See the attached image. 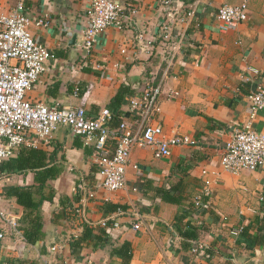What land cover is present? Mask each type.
Returning <instances> with one entry per match:
<instances>
[{
  "label": "crops",
  "instance_id": "0c3cea01",
  "mask_svg": "<svg viewBox=\"0 0 264 264\" xmlns=\"http://www.w3.org/2000/svg\"><path fill=\"white\" fill-rule=\"evenodd\" d=\"M90 1L24 0L31 36L52 54L38 82L28 90L29 102L73 106L83 101L86 115L94 117L100 110H108L107 104L122 88L124 100L108 128L114 129L122 121L133 129L135 117L129 102L146 86L160 81L159 113L152 123L161 126L164 136H186L195 145L173 147L163 159H154L149 147H132L125 188L113 193L98 190L93 199L80 204L83 193L79 185L84 181L93 190L97 181L92 152L66 128H56L47 144L34 148L51 155L60 170L47 183L52 201L40 205L43 241L32 246L6 237L0 240V261L121 264L111 251L128 243V264H206L201 252L193 255L181 247L173 230L175 223L182 227L188 222L201 231L197 243L209 249L210 264H264V250L239 246L232 230L245 224L256 235L260 221L264 222V165L235 175L218 168L232 128L248 123L264 133V109L249 119L246 99L260 78L264 84V0H183L177 7L160 6L159 0H114L122 8L121 27H108L100 33L87 56L80 49V39L91 13ZM243 2L247 20L219 31L215 21L219 6ZM14 4L15 0H0V10L10 12ZM130 10L137 13L129 16ZM38 19L46 25L34 26ZM162 21L185 38L168 77L164 75L167 48L158 40ZM72 35L75 38L69 42ZM250 67L260 75L247 73ZM169 91L177 96L167 100ZM205 179L211 181L209 208L197 215L189 203L201 193ZM1 183L29 186L32 174L3 176ZM160 188L183 199L177 204L162 201L155 196ZM75 206L81 210L79 214L71 211ZM119 206L124 211L116 215L111 208ZM0 208L17 221L22 216V207L12 200L2 197ZM133 211L140 215L136 227H132ZM111 217L118 226L107 230L101 243L91 240L74 256L69 254V237L78 235L82 225L96 227Z\"/></svg>",
  "mask_w": 264,
  "mask_h": 264
},
{
  "label": "built area",
  "instance_id": "2783aa9c",
  "mask_svg": "<svg viewBox=\"0 0 264 264\" xmlns=\"http://www.w3.org/2000/svg\"><path fill=\"white\" fill-rule=\"evenodd\" d=\"M160 6L177 7L183 0H159ZM91 13L88 24L81 31L80 49L90 56L97 37L108 27H121L120 13L122 8L114 0H91ZM24 0H15L10 12L0 10V168L6 161L14 159L22 147H33L47 144L51 133L58 127L66 128L73 136L76 135L92 152V161L96 167L97 181L92 189L84 183L79 185L83 193L82 201L94 198L95 192H117L125 188V172L128 166L129 153L132 147L139 145L149 147L154 159L169 157L171 149L177 146H193L192 139L173 134L164 136L158 123H152L159 113L161 99V82L146 86L141 93L129 102V110L135 117L134 128L119 121L114 129L108 128L110 114L106 109L100 110L94 117L85 113L83 101L80 105L52 106L33 104L27 98L28 90L34 86L44 71V65L52 54L36 42L31 36L26 15ZM137 13L130 10L129 16ZM248 10L245 3L236 6L221 5L216 11L217 29L224 31L247 20ZM34 26L44 27L43 19L34 21ZM182 33L173 32L167 21L159 26L158 40L167 48V58L164 75L169 76V68L174 58L180 54L184 42ZM123 55L124 50H119ZM247 73L259 76L255 68H247ZM174 79V76L171 77ZM177 96L174 91L165 94L167 100ZM249 119L264 109V84L261 81L254 85L246 95ZM114 143V145H112ZM264 165V133L255 131L248 123L231 129L228 142L222 148L218 158V168L230 174L242 171H256ZM135 169V167H132ZM3 175L0 173V187ZM211 181L205 179L201 193L193 197L191 204L193 212L205 213L209 208ZM1 189V188H0ZM2 196L0 195V201ZM106 201L105 198H103ZM79 205V204H78ZM71 211L80 213L78 207ZM120 209L115 211L118 215ZM134 218L132 227L138 226L140 215L132 212ZM115 217V216H114ZM114 217L102 220L96 227L116 229L118 224ZM95 227V226H94ZM238 235L241 226L234 227ZM23 233L18 229V221L14 216L6 214L0 208V240L12 237L24 242ZM205 250L199 243H192L189 252L196 254ZM55 248L51 247L50 252ZM203 260L210 258L203 253ZM63 264H66L63 262Z\"/></svg>",
  "mask_w": 264,
  "mask_h": 264
},
{
  "label": "trees",
  "instance_id": "16d2710c",
  "mask_svg": "<svg viewBox=\"0 0 264 264\" xmlns=\"http://www.w3.org/2000/svg\"><path fill=\"white\" fill-rule=\"evenodd\" d=\"M122 90L124 89L121 88V90H117V93L112 101L107 104V111L110 113L109 122L115 117V111L117 110L119 104L124 100L122 96L125 92L122 93ZM52 159L51 155L46 154L42 150L34 149L33 147H22L14 159L4 162L0 168V173L3 176L32 174V184L29 186L3 184L0 187V195L3 198L12 200L17 205L22 207V216L18 220V229L23 233L22 237L26 245L34 246L35 244L43 241L44 232L42 231L40 205L43 201H52L53 192L52 189L47 186V183L54 181L60 173L58 163ZM82 183H84V181H82ZM79 184L80 183L78 182L77 185ZM85 186L87 185L85 184ZM175 190L176 186H174L171 191L174 192ZM155 196H158L160 200L171 204H177L183 199L181 196L172 195L164 188L157 189ZM117 209L124 211V207L121 206L111 208L112 212ZM189 209L193 211L191 201L189 203ZM260 222V226H257L256 228V235H252L250 233V226L245 224L240 225L241 231L237 235V242L239 246L250 248H254L256 246L264 250V222ZM107 230V228L92 227L88 224L82 225L78 235L75 234L69 237V254L74 256L91 240L101 243L100 241L102 236L107 234ZM173 230H175L177 236L180 238L181 247L186 250H189L191 243L197 242L201 232L197 229V227L192 226L188 222L182 225V227L179 226L178 223H175ZM198 252L210 255L209 249ZM111 253L120 259L121 264L129 263L131 252L128 243H122L119 247L113 248ZM199 254L200 253L197 255ZM204 261L206 264H210L209 259ZM0 264L21 263H18L14 259H4L3 261H0ZM51 264H63V260L58 261L56 259Z\"/></svg>",
  "mask_w": 264,
  "mask_h": 264
},
{
  "label": "water",
  "instance_id": "95a60500",
  "mask_svg": "<svg viewBox=\"0 0 264 264\" xmlns=\"http://www.w3.org/2000/svg\"><path fill=\"white\" fill-rule=\"evenodd\" d=\"M75 38L74 35H72L71 39L69 42H72V40ZM255 255L258 256L259 255V251H255ZM262 255H264V253H262Z\"/></svg>",
  "mask_w": 264,
  "mask_h": 264
}]
</instances>
